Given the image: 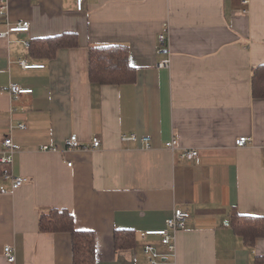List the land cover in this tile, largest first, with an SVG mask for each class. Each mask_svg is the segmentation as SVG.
I'll return each instance as SVG.
<instances>
[{"label": "crops", "instance_id": "obj_1", "mask_svg": "<svg viewBox=\"0 0 264 264\" xmlns=\"http://www.w3.org/2000/svg\"><path fill=\"white\" fill-rule=\"evenodd\" d=\"M241 2L86 0L78 11L73 0H7L0 31L22 21L29 30L0 38V89L32 93L0 94V152L10 136L18 150L9 171L27 179L0 193V264L6 245L13 264H72L71 235L39 231L50 209L94 234L95 264H148L145 244L164 249L144 233L179 208L190 218L176 234L175 264H264V238L249 247L230 223L234 211L264 218V99L253 98L251 80L264 66V0ZM64 34L77 47L51 60L30 55L32 40ZM112 45L128 48L134 83H90L89 47ZM166 59L170 68L157 69ZM129 134L149 136L150 149L122 142ZM72 135L81 148L64 154ZM239 137L250 142L236 147ZM171 139L173 153L164 148ZM183 149L197 151L198 163ZM2 170L0 187L10 190ZM115 231L133 233V245L116 250Z\"/></svg>", "mask_w": 264, "mask_h": 264}, {"label": "trees", "instance_id": "obj_2", "mask_svg": "<svg viewBox=\"0 0 264 264\" xmlns=\"http://www.w3.org/2000/svg\"><path fill=\"white\" fill-rule=\"evenodd\" d=\"M77 36H61L35 39L29 42V53L38 59L51 60L60 49L77 47ZM89 81L95 85H124L135 81V68L129 63L128 48L125 46H91L88 49ZM252 96L264 99V66L252 70ZM234 231L244 242L253 247L256 240L264 238V218L244 217L235 211L230 215ZM41 233H69L72 245V264H95L96 251L94 234L77 231L73 217L66 210L50 209L39 218ZM133 233L115 231L113 244L116 250L130 248L133 245Z\"/></svg>", "mask_w": 264, "mask_h": 264}, {"label": "built area", "instance_id": "obj_3", "mask_svg": "<svg viewBox=\"0 0 264 264\" xmlns=\"http://www.w3.org/2000/svg\"><path fill=\"white\" fill-rule=\"evenodd\" d=\"M78 11H81L86 0H73ZM242 5L245 6L248 4V0H242ZM7 13V0H0V19L3 16H6ZM29 30V22L22 21L15 24H7V28L5 31H0V38H6L9 33L12 32H28ZM159 45L161 47H166L167 45V36L166 29L162 31L158 35ZM20 66L23 69H40L43 66L28 65L25 61L20 62ZM157 69L167 70L170 68V59L161 60L156 65ZM8 93L10 97L13 99L17 98L20 95L30 94L32 93L31 89H23L17 85H9L6 89H0L1 93ZM24 125H20V129H24ZM121 141L124 143L129 142H139L142 146V149L149 150L150 149V137L145 135L138 137L135 134L122 135ZM250 142L248 137H239L235 140L236 147H244ZM65 147L62 153H68L73 150H77L81 148L79 141L77 140L75 135L70 136L65 140ZM100 146V141L97 138L92 139L91 147L97 149ZM165 150L173 153L178 148V141L176 139H171L164 145ZM18 150L17 144L13 141L10 136L4 137L2 140V150L0 152V166L3 167L1 179L2 181H10L11 187L10 190L5 189V187H0L1 194H13L17 189L22 187L27 179L24 177H15L9 171V166L12 165L13 157ZM43 151H49L58 153V150L55 148L42 147ZM262 151L264 152V147H262ZM181 157L192 161L193 163H198V155L199 153L194 150L183 149L180 153ZM68 166L71 164L68 163ZM190 218V213L184 209H174L172 215L165 221V226L159 230H150L146 231L144 234L146 236H156L159 238V245L163 247V251L160 252L152 244H145L143 247V254L146 256L148 264H175L176 258V246H175V238L176 234L185 228L187 220ZM3 258L8 264H13L15 261L14 248L10 245H6L2 251ZM170 259L172 262H167Z\"/></svg>", "mask_w": 264, "mask_h": 264}]
</instances>
